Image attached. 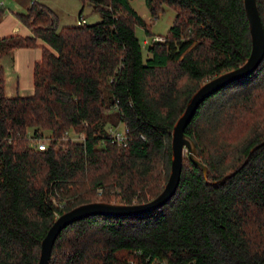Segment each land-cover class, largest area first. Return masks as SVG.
I'll use <instances>...</instances> for the list:
<instances>
[{
	"label": "trees",
	"instance_id": "trees-1",
	"mask_svg": "<svg viewBox=\"0 0 264 264\" xmlns=\"http://www.w3.org/2000/svg\"><path fill=\"white\" fill-rule=\"evenodd\" d=\"M81 1L101 19L57 29L52 9L32 1L16 13L31 33L0 37V55L42 49L30 94L6 96L0 64V264H37L47 229L75 205L156 196L187 99L251 50L243 0H145L154 18L164 4L175 10L163 39L145 44L135 26L151 34L150 24L130 0ZM256 3L264 28V0ZM110 110L127 128L126 144L104 127ZM184 132L206 172L185 153L164 204L70 222L49 264H264V56L207 96Z\"/></svg>",
	"mask_w": 264,
	"mask_h": 264
},
{
	"label": "water",
	"instance_id": "water-1",
	"mask_svg": "<svg viewBox=\"0 0 264 264\" xmlns=\"http://www.w3.org/2000/svg\"><path fill=\"white\" fill-rule=\"evenodd\" d=\"M249 24L251 50L246 60L234 68L225 70L203 81L189 96L183 111L176 119L171 131V161L168 178L162 190L145 202L123 203L117 201L94 200L73 206L57 215L41 240L37 264H49L53 243L60 230L70 222L91 214L128 215L152 210L164 204L174 193L180 178L182 156L186 153L195 164L201 165L206 172V165L196 157L193 140L184 132V128L199 104L211 93L235 79L250 74L264 56V28L259 15L256 0H243Z\"/></svg>",
	"mask_w": 264,
	"mask_h": 264
},
{
	"label": "rangeland",
	"instance_id": "rangeland-1",
	"mask_svg": "<svg viewBox=\"0 0 264 264\" xmlns=\"http://www.w3.org/2000/svg\"><path fill=\"white\" fill-rule=\"evenodd\" d=\"M32 1L42 2L49 6L55 17L56 27L60 29L64 25L76 24L78 20L79 11L82 10V15L87 23H93L101 19L100 11L93 8V6L87 2L83 3L81 0H3L4 14H15L19 12H26L28 7L31 6ZM132 7L144 18V20L150 24L149 30L151 34H146L143 27L136 25L135 33L142 42L144 39H151L153 35H165L171 26L175 10L169 5H162V10L158 13L157 18H154L149 11L145 0H130ZM3 31H6L2 27ZM147 51L143 50L144 56ZM31 92L25 91V94ZM104 127L109 131L114 125H119L122 128L123 125L119 120L117 111H108L102 120ZM81 132H71L68 136L74 140L78 139ZM115 201V200H112ZM156 264H168L167 262H159Z\"/></svg>",
	"mask_w": 264,
	"mask_h": 264
},
{
	"label": "crops",
	"instance_id": "crops-1",
	"mask_svg": "<svg viewBox=\"0 0 264 264\" xmlns=\"http://www.w3.org/2000/svg\"><path fill=\"white\" fill-rule=\"evenodd\" d=\"M42 3V2H40ZM44 4V3H43ZM2 27L6 31H3ZM11 33L27 35L31 29L15 14H4L0 18V37ZM42 43V41H38ZM41 46L16 47L0 55L4 69V93L6 96L24 95L33 91V65L41 57Z\"/></svg>",
	"mask_w": 264,
	"mask_h": 264
},
{
	"label": "built area",
	"instance_id": "built-area-1",
	"mask_svg": "<svg viewBox=\"0 0 264 264\" xmlns=\"http://www.w3.org/2000/svg\"><path fill=\"white\" fill-rule=\"evenodd\" d=\"M3 0H0V6H4L3 5ZM86 22V19L83 16H80L77 20L78 24H83ZM163 38L159 35H154L152 36L151 40H162ZM148 40L144 39L143 40V44H145ZM127 128H125L124 126L122 128H119V126H112L111 130L109 131V133L111 134L112 140L118 142L119 144H126L127 141ZM75 141H82L83 140V135L80 134L78 139H74ZM37 146L39 149H43L46 146V142L44 140H40L37 143Z\"/></svg>",
	"mask_w": 264,
	"mask_h": 264
}]
</instances>
